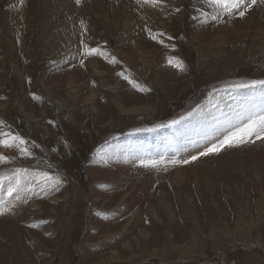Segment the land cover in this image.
Returning a JSON list of instances; mask_svg holds the SVG:
<instances>
[{
  "label": "rangeland",
  "instance_id": "1",
  "mask_svg": "<svg viewBox=\"0 0 264 264\" xmlns=\"http://www.w3.org/2000/svg\"><path fill=\"white\" fill-rule=\"evenodd\" d=\"M163 2L0 0V129L31 153L0 146V176L61 181L12 196L3 181L0 264H264V140L140 164L196 155L222 133L199 118L241 112L264 91L239 87L264 80V0L216 20L204 0ZM82 39L104 54L85 59Z\"/></svg>",
  "mask_w": 264,
  "mask_h": 264
},
{
  "label": "snow or ice",
  "instance_id": "2",
  "mask_svg": "<svg viewBox=\"0 0 264 264\" xmlns=\"http://www.w3.org/2000/svg\"><path fill=\"white\" fill-rule=\"evenodd\" d=\"M80 2L81 0H76L77 4H79ZM204 2L208 3L214 11V14H211V20H216L220 15H233L234 13H238L239 16L243 18L247 10L257 3V0H250V2L249 0H204ZM136 3L151 4L161 9L168 7L163 2V0H136ZM174 11L178 13L181 11V9L177 8ZM201 15L208 16L209 14L201 11ZM193 19H199V17H193ZM81 23L83 24V22ZM149 31L151 32V30ZM165 35L166 34L163 32H158L156 35H152L151 38L153 40H157L158 37H164ZM168 39L171 40L173 39V37H168ZM81 43L84 45V48L87 49L82 53L85 59L89 56L104 54V49L99 46L90 47L89 45L84 43L83 39L81 40ZM159 43L164 44L165 41L163 39H159ZM172 47L175 46L172 45ZM110 58L113 62H117L115 56H110ZM168 62L169 64H172L173 58L170 57ZM80 63L83 64L84 60L82 59ZM176 66L183 69L182 62H178ZM120 75L124 76V79L126 80L129 79V77L124 75L123 72H121ZM130 82L138 86L135 80H130ZM257 85L264 86V80L252 81L251 85H239V87H255ZM140 90L145 91L146 89L140 88ZM191 114L192 113H189V115ZM177 123L178 121L176 120L171 121V125H175ZM0 124H4V121L0 120ZM257 139L264 140V106H253L251 108H246L241 113H238L235 117V123L229 124V126L221 133L220 137L205 145L202 151H198L196 155L190 156V158L187 160L180 161L174 158L165 160L164 157H161L160 159H141L140 164L144 167L152 168L158 167L161 164H188L192 161H196L202 156L219 153L225 148L238 147L247 143H254ZM27 143L28 141H26L18 134L4 132L2 129H0V146L7 148H18L21 155H31L27 147H20L21 145H27ZM8 159V156L0 153V162H5ZM27 171V169L21 168L16 170V173L13 174V177L0 176V189L3 188V181L8 180L9 186L7 189V194L9 196H12L14 192L19 193L20 191L30 192L33 195H38L39 192L47 193L51 190H58L61 181L58 178H54L52 175H50L49 172L46 171L37 172L34 174L33 180L37 182L30 181L22 185L20 182V176L22 174H27ZM37 189H39V192H37ZM16 199L21 200V197L17 195ZM8 210L11 211V208H9ZM4 213L5 202L3 198L0 197V215H3Z\"/></svg>",
  "mask_w": 264,
  "mask_h": 264
},
{
  "label": "bare ground",
  "instance_id": "3",
  "mask_svg": "<svg viewBox=\"0 0 264 264\" xmlns=\"http://www.w3.org/2000/svg\"><path fill=\"white\" fill-rule=\"evenodd\" d=\"M175 22V21H174ZM199 47V50H200V52H201V55H202V53H203V46H198ZM250 48V47H249ZM210 53V52H209ZM212 55V54H211ZM211 55L209 54V59L211 58ZM94 60H96V59H94ZM203 61V60H202ZM207 63H205V62H203L202 64H201V66L203 67V66H205ZM90 67H93V69H94V72L95 73H98L99 75H101L102 74V72H101V70H99V69H97V66L94 64V61H91V60H89V64H88ZM206 67V66H205ZM235 68V67H234ZM84 69V68H83ZM93 72V73H94ZM95 75V74H94ZM101 77V76H100ZM35 85V84H34ZM111 89V88H110ZM92 92H94V91H92ZM118 93V92H117ZM246 93V92H245ZM248 95V94H247ZM118 96V95H117ZM248 100V103H245L244 104V106H243V108H245L246 106H248L249 108H251V107H253V106H256V107H260V106H264V91H255V92H252L250 95H248V98L246 99V100H244V101H247ZM224 101H226L225 99H224ZM244 101H242V102H244ZM239 102H241V101H239ZM89 103H90V99H89ZM88 103V104H89ZM120 104V103H119ZM225 104V103H224ZM241 104H243V103H241ZM240 104V105H241ZM248 104V105H247ZM92 105V104H91ZM239 104H237V106H238ZM239 105V106H240ZM63 106V105H62ZM121 106V105H120ZM2 107V106H1ZM124 107V106H123ZM122 107V108H123ZM93 110L94 109H96L95 108V106L94 105H92V107H91ZM243 108H238V109H235V110H242ZM92 111V110H91ZM244 110H242L241 112H243ZM227 112V111H226ZM241 112H238V113H241ZM238 113H236V111L234 112V111H231V112H228V114L229 115H227V114H225V115H223V116H221V117H219V118H217V119H213V118H210L209 120H207V119H203L202 121H201V118H199V120H200V122H202V128L204 129V130H206L207 132V134H209V133H213L214 134V132H216L217 130H218V128H221L220 130H221V132H223L228 126H229V124H231V123H235V117L237 116V114ZM92 114V113H91ZM224 119V120H223ZM216 120H220V121H222V122H219V121H216ZM224 122H226L225 124H224ZM217 128V129H216ZM201 131V130H200ZM180 134V133H179ZM219 135H221V134H219ZM215 136V135H214ZM179 137V136H178ZM181 138L182 139H180V138H178V144L177 145H179V146H182V148H181V151L182 152H184L183 151V147L186 145V144H188V146L189 145H191V144H193V142H191V140H189V138H188V130H187V128L184 130V132L181 130ZM134 140V139H133ZM203 142H207V140L206 139H203ZM203 142H202V144H203ZM146 144V143H145ZM158 143L156 142L155 143V145L154 146H158L157 145ZM162 145V144H161ZM178 147V146H177ZM162 154H164V153H162ZM14 183V182H13ZM241 230V229H240ZM187 258H189V257H187Z\"/></svg>",
  "mask_w": 264,
  "mask_h": 264
}]
</instances>
